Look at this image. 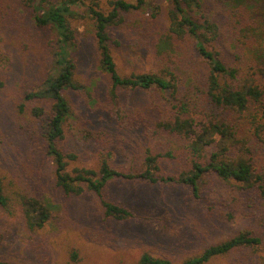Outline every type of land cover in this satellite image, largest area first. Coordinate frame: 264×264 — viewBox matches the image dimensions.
<instances>
[{
  "label": "rangeland",
  "instance_id": "374dc122",
  "mask_svg": "<svg viewBox=\"0 0 264 264\" xmlns=\"http://www.w3.org/2000/svg\"><path fill=\"white\" fill-rule=\"evenodd\" d=\"M108 1L99 0L100 9L106 10ZM146 2L144 11L132 12L123 24L110 29L112 38L122 44L111 47L121 76L158 73L160 69L162 62L154 57L152 45L155 33L167 24L166 10L170 5L167 0ZM32 15L25 0H0V177L8 199L6 207L0 206V261L135 264L147 253L166 259L169 264H183L205 247L247 231L260 239L259 245L230 251L205 264H264V198L255 196V207L248 203L249 208L244 196L238 203L225 200L228 187L213 175L203 178L199 198L184 185L149 183L140 178L111 180L103 194L132 213L130 219L123 221L106 218L99 198L90 191L65 197L55 187L52 162L30 116L32 105L39 104L47 111L49 102L23 100L24 93L36 89L48 70L49 74L54 72L55 34L36 26ZM203 16L219 27L229 26L223 40L229 31L242 29V40L258 49L264 47V0H203L201 12L199 9L194 17L203 22ZM143 21L148 24L145 28ZM71 27L76 34L74 78L82 87L65 91L72 119L64 124L65 136L58 145L77 155L69 168L84 166L98 171L100 161L106 160L115 170L138 173L143 169L145 149L153 155L164 149L153 140L151 132L155 120L166 112L168 96L157 89L121 91V105L130 114L119 124L105 100L109 82L98 68V52L89 22L72 20ZM190 45L180 42L177 48L180 57L176 63L180 69L176 72L182 85L188 76L198 77L206 70L195 54L185 68ZM211 47L230 61V53L226 58L219 43L212 42L208 45L210 50ZM86 87L95 89L87 92ZM73 121L78 122L83 141L73 134ZM86 130L90 137H86ZM261 139L249 135L247 141L254 158L264 165ZM188 161L179 153L172 160H161L160 165L162 171L173 172L186 169ZM21 196L48 199L54 205L51 219L43 228L32 231L27 227L19 204ZM227 209H233L230 216Z\"/></svg>",
  "mask_w": 264,
  "mask_h": 264
},
{
  "label": "trees",
  "instance_id": "16d2710c",
  "mask_svg": "<svg viewBox=\"0 0 264 264\" xmlns=\"http://www.w3.org/2000/svg\"><path fill=\"white\" fill-rule=\"evenodd\" d=\"M167 1L170 5L166 10L167 24L155 33L152 45L154 57L162 62L158 73L121 76L116 70L111 47L122 44L112 38L110 29L123 24L125 17L132 12L144 11L148 6L146 0H135L134 3L110 0L106 10L100 9L99 0H25L35 25L55 34L53 74L48 70L38 87L23 95L24 101L49 102L48 112L39 104L32 105L30 116L44 140L45 154L52 162L55 187L65 197L90 191L99 198L106 218L123 221L133 216L125 207L104 197V189L115 178L184 185L195 198H199L203 178L213 175L228 187L225 200L238 203L244 196L249 208L248 203L255 207V196L264 198V165L254 158L252 146L247 141L249 135L264 139V47L258 49L242 40L245 39L242 29L229 31L223 40L221 37L229 30L228 25L219 27L206 16L202 17L203 22L194 17L199 9L201 12L203 0ZM72 20L89 22L98 52V68L109 82L105 100L118 123H123L130 114L121 105V91L157 89L168 96L166 112L155 120L151 132L153 140L160 142L164 149L154 155L145 149L143 169L138 173L115 170L106 160L100 161L98 171L84 166L69 168L77 160V155L63 151L58 145L65 136L64 124L72 119L65 91L78 90L81 86L74 78L76 34L71 27ZM147 26L143 21V27ZM180 42L191 44L185 68L191 64L194 54L206 68L201 76H188L183 85L176 72L180 69L176 63L180 57L177 50ZM212 42L224 47L226 58L230 53V61L213 47L214 52L208 48ZM94 89L85 88L87 92ZM23 107L21 104L20 109ZM72 126L73 134L83 141L78 122L73 121ZM86 133V137L91 136L88 130ZM179 153L189 160L188 167L173 172L162 171L161 160H172ZM32 197L21 196L19 204L27 227L37 231L51 219L54 205L48 199L41 201ZM7 205L0 177V206ZM231 212L233 209H227L228 216ZM259 243L257 236L240 232L205 247L199 255L186 259L183 264H205L216 256ZM0 264L16 263L0 261ZM135 264H169V261L144 253Z\"/></svg>",
  "mask_w": 264,
  "mask_h": 264
}]
</instances>
